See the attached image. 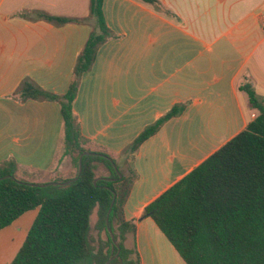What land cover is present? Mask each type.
<instances>
[{
	"label": "crops",
	"instance_id": "crops-1",
	"mask_svg": "<svg viewBox=\"0 0 264 264\" xmlns=\"http://www.w3.org/2000/svg\"><path fill=\"white\" fill-rule=\"evenodd\" d=\"M157 1L160 8L143 0H104L115 37L83 75L74 112L87 149L121 163L148 126L185 107L136 154L125 219L136 225L141 264H186L145 210L258 117L241 87L251 85L264 103V0ZM90 3L0 0V167L14 161L20 181L44 184L58 172L72 178L71 157L61 161L60 103L23 101L19 90L31 81L50 94L68 93L93 28L40 15L83 20ZM38 214L29 211L0 231V264L13 262Z\"/></svg>",
	"mask_w": 264,
	"mask_h": 264
},
{
	"label": "trees",
	"instance_id": "trees-1",
	"mask_svg": "<svg viewBox=\"0 0 264 264\" xmlns=\"http://www.w3.org/2000/svg\"><path fill=\"white\" fill-rule=\"evenodd\" d=\"M160 8L157 0H143ZM40 17L58 24H89L93 31L80 54L74 80L63 96L47 93L31 81L19 90L23 101L46 100L61 105L64 119L63 157L76 156L78 176L82 155L83 172L68 186H32L16 177L18 165L10 161L0 167V231L25 213L39 209L26 240L11 264H107L116 256L107 227L113 200L110 229L121 247L111 264H141L135 236L136 225L125 219V206L137 174L133 161L140 147L171 119L185 110L175 106L167 115L148 126L122 155V162L87 149L78 117L74 112L80 81L91 71L99 49L115 37L104 14V0H91L90 16L83 20ZM249 96L258 117L204 163L161 195L145 210L176 248L186 264H264V103L251 85L241 87ZM104 165L109 176L95 184L97 169ZM45 184V183H44ZM42 185V184H38ZM97 212V222L92 217ZM96 231L97 240L92 232ZM105 234L106 239H103ZM133 246L128 247V237ZM98 242V246L95 243Z\"/></svg>",
	"mask_w": 264,
	"mask_h": 264
},
{
	"label": "water",
	"instance_id": "water-1",
	"mask_svg": "<svg viewBox=\"0 0 264 264\" xmlns=\"http://www.w3.org/2000/svg\"><path fill=\"white\" fill-rule=\"evenodd\" d=\"M84 156H85V154L82 155L81 158H80V161H79V172H78V176H77L76 178H74V179H72V180H70V181H68V182H66V183H56V182L54 183V182H53V183H45V184H42V185H38V184H30V185H32V186H37V187H43V188H46V187H49V186H52V185H57V186H63V187H64V186H68V185L72 184L73 182L79 180V178H80V176H81V174H82V172H83V158H84ZM110 161L114 164L113 159H110ZM114 166H115V164H114ZM115 170L119 173V170H118L117 166H115ZM6 178H8V177H5V178H3V179H6ZM3 179H0V180H3ZM119 179H122V175H121L120 173H119ZM99 180H100V178L96 179V180H95V184H96ZM115 199H116V195H115ZM115 199L113 200V202H112V204H111V207H110V209H109L108 215H107V227H108V230H109V232H110V234H111V237H112V240H113L115 246L118 248V253L116 254L115 257H113L112 259H110V260L108 261L107 264H111V262H112L114 259L118 258L119 255H120V253H121V247H120V245L117 243V241L115 240V235L113 234V232H112V230L110 229V226H109V225H110V216H111L112 209H113V206H114V203H115Z\"/></svg>",
	"mask_w": 264,
	"mask_h": 264
},
{
	"label": "rangeland",
	"instance_id": "rangeland-1",
	"mask_svg": "<svg viewBox=\"0 0 264 264\" xmlns=\"http://www.w3.org/2000/svg\"><path fill=\"white\" fill-rule=\"evenodd\" d=\"M71 157V168L73 170V172L71 173V177L73 178L76 173H77V167H76V156L74 155H70ZM64 158H67V157H63L61 159V161L64 159ZM97 174L99 175H105V174H108L109 175V171L106 169V167L104 165H99L98 169H97ZM62 174L60 172L54 174L53 176H51L50 178H48V182L50 181H53V180H66L65 178L68 176L66 174ZM95 222H97V212L95 211L93 217H92V226L94 227L95 226ZM92 235L93 237L97 240L98 238V235H97V232L96 231H93L92 232ZM103 239L105 240L106 239V236L105 234L103 235ZM99 244L98 242L95 243V246L97 247Z\"/></svg>",
	"mask_w": 264,
	"mask_h": 264
},
{
	"label": "built area",
	"instance_id": "built-area-1",
	"mask_svg": "<svg viewBox=\"0 0 264 264\" xmlns=\"http://www.w3.org/2000/svg\"><path fill=\"white\" fill-rule=\"evenodd\" d=\"M262 23H263V26H264V10H263V15H262Z\"/></svg>",
	"mask_w": 264,
	"mask_h": 264
}]
</instances>
